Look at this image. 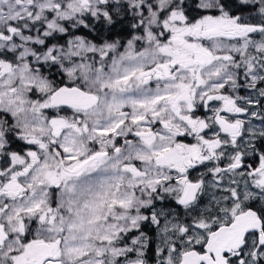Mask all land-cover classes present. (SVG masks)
<instances>
[{
  "label": "snow or ice",
  "instance_id": "obj_1",
  "mask_svg": "<svg viewBox=\"0 0 264 264\" xmlns=\"http://www.w3.org/2000/svg\"><path fill=\"white\" fill-rule=\"evenodd\" d=\"M0 264H264V0H0Z\"/></svg>",
  "mask_w": 264,
  "mask_h": 264
}]
</instances>
